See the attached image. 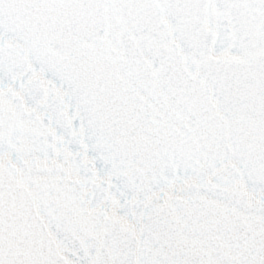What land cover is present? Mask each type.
I'll return each mask as SVG.
<instances>
[{"label": "snow or ice", "instance_id": "snow-or-ice-1", "mask_svg": "<svg viewBox=\"0 0 264 264\" xmlns=\"http://www.w3.org/2000/svg\"><path fill=\"white\" fill-rule=\"evenodd\" d=\"M0 264H264V0H0Z\"/></svg>", "mask_w": 264, "mask_h": 264}]
</instances>
